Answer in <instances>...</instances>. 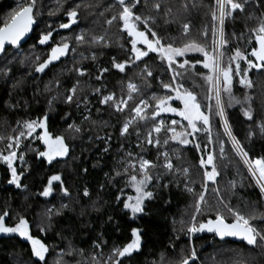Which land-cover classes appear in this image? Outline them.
Segmentation results:
<instances>
[{
    "label": "trees",
    "instance_id": "16d2710c",
    "mask_svg": "<svg viewBox=\"0 0 264 264\" xmlns=\"http://www.w3.org/2000/svg\"><path fill=\"white\" fill-rule=\"evenodd\" d=\"M26 2L0 0V26L13 9ZM133 2L126 0V3ZM255 2L261 14L264 13V0ZM156 4H159L158 9L154 7ZM215 7L216 0H140L132 10L135 15L148 18V28L156 37L143 23L134 19L132 23L150 40L159 38L161 44L176 48L196 41L211 54L213 28H216V21L212 19ZM33 9L38 23L33 36L20 49H8L0 59V68L7 65L9 69L7 76L0 73V137L3 138L0 139V153L7 155L15 151V168L18 174L22 173V188L18 189L7 183L11 173L0 161V214L8 211L6 225L14 226L23 216L28 222L29 234L48 248L47 264H56L58 260L61 264H104L113 248L131 241L132 228L142 230L143 245L131 257L122 259V264H179L192 250L196 252V259L189 264H264V242L259 239L256 246L250 247L218 240L204 231L187 233L192 223L198 227L200 223L215 220L217 213L226 221L234 222V216L228 211L230 207L245 217L254 215L250 225L264 234V198L244 161V158L264 159V134L257 127L264 123V69H248L247 79L252 87H246L240 80L248 66L238 59L231 62V94L221 85L228 126L248 153L247 157H240L231 138L225 134L221 117L216 114L213 84L206 79L211 73L203 67V54L175 56L171 66L158 52H149L137 60L132 51L133 37L119 20L118 13L122 9L117 0H35ZM72 9L77 11L76 23L60 28V24L69 22L67 12ZM249 14L246 5L244 12L237 10L226 17L224 66H228L229 57L237 48L256 62L250 55L257 47L251 29L259 23L249 19ZM113 16L117 19L107 23ZM184 24L189 25L187 33ZM48 32H52L51 38L40 44L39 38ZM205 32L207 35L203 34ZM81 34L85 37L82 43L75 39ZM92 37L103 39L94 43ZM62 42L71 45L67 59L59 64L52 63L43 73L35 75L36 64L46 60L51 48ZM113 60L124 63L125 70L121 72L113 67ZM185 60L188 64L179 67ZM236 63L240 64V75H235ZM77 68L84 70L85 75L80 76ZM105 68L108 71L102 72ZM145 69L152 75H147ZM98 75L99 80L96 79ZM18 80L22 83L14 88ZM130 82L136 85V91H129ZM164 84H170L173 90L165 89ZM74 85L77 86L76 96L72 103H66L64 98ZM177 88L180 94L189 91L195 95L200 111L209 117L208 126L197 120L194 123L200 130L193 132L187 120L171 112H161L153 118L156 106L153 97L170 95L173 99L168 105L183 108L182 102L175 99ZM110 94L116 101H127L122 111H117L111 101L100 103ZM141 100L148 104L142 113L143 120L133 111L138 105L143 107ZM249 109L251 120L243 114ZM45 116V128H36L31 136L20 137L19 146L8 149L7 137L15 138L26 131L24 121H39ZM172 120L178 123L173 125ZM128 121H131L128 132L121 136L120 130ZM69 125L79 127L80 131L70 129ZM157 126L160 132L154 131ZM170 129L184 135L173 139ZM45 130L53 139L63 137L68 148L67 154L51 165L40 161L38 155L46 147L39 139ZM149 138L152 144L147 142ZM181 140L188 143H181ZM209 155L213 157L211 164L207 163ZM141 159L151 162L146 169L152 178L147 191H151L153 197L145 199L144 213L137 214V222H133L123 202L135 196V190L129 187V177L133 174L138 179L141 177ZM201 159L205 161L204 166L200 164ZM129 161L135 164V171L128 167L125 172ZM168 161L173 165L171 170L164 167ZM213 167L217 175L214 180H208L204 173L211 172ZM53 174L63 176L68 195L57 186L56 196L44 201L38 194ZM85 189L88 196L84 195ZM201 193L204 200L197 212ZM34 259L27 240L17 234L0 236V264H27Z\"/></svg>",
    "mask_w": 264,
    "mask_h": 264
},
{
    "label": "snow or ice",
    "instance_id": "6c2138e0",
    "mask_svg": "<svg viewBox=\"0 0 264 264\" xmlns=\"http://www.w3.org/2000/svg\"><path fill=\"white\" fill-rule=\"evenodd\" d=\"M117 3L119 4L120 8L122 9L119 13V20L123 23V29L127 31L128 35L130 37H133L131 44H132V51L135 53V58L139 60L141 57L147 56L148 51L151 52H158L162 55L164 59H166L169 62V66L174 62L173 57L175 56H182L185 52L188 51H194V52H200L204 56L203 61V67L206 69H209L211 73H214L213 75H209L206 77V79L209 82H214V87L216 90V114L221 117V120L223 122V126L225 128V134L228 135L232 142L234 149L240 154L242 157H247L248 153L243 150V148L240 146V143L236 138L232 135L231 129L228 126V122L225 116L224 106L220 95V88L221 85L223 87V90L225 92H228L231 94V83H232V75H233V69L231 67V62H235L238 59L244 60L247 64L248 68L244 69L243 71V78L240 80L241 85H244L246 87H252V82L247 79L248 76V69L256 68L257 70L264 69V13L261 14L260 22L257 27L251 29L252 35L255 37L256 45L257 47H254L251 51V56L255 57L256 62H253L252 60L248 59L247 56L241 52L240 49L235 50V54L231 57H229L230 63L228 66H224L222 63V57L224 55L223 52L219 51V46H223L227 44V40L224 38V31H223V25L225 22L226 17H231L234 12L237 10L239 12H244L246 5L251 3V0H216V7L212 11V19L213 21L219 22L220 28H219V36L218 41L214 40L213 44V51L210 54L204 45L197 43L196 41H189L186 43L182 48H176L173 47V45H163L161 44V41L159 38L154 40H149L147 36L145 35V32L139 31L136 27L135 23H132V20L139 21L144 24L145 29L147 31L151 32V35L153 37H156V33L152 32L150 28H148L147 24V17L142 18L140 15H135L133 12V8L136 7L137 4L140 3V0H134L133 3H126V0H117ZM35 6V0H27L26 3L20 4L17 6V8L13 9L12 12L9 14V16L5 19V22L3 26H0V53H6L5 45H11L13 47H16L19 45L21 39L25 36L26 33H28L31 30V26L34 23L33 18V8ZM79 7V6H77ZM155 8H159V4L154 5ZM217 13L219 15H217ZM67 16L69 18L68 23H62L60 24V28H68L70 24L76 23V17H77V11L75 9L69 10L67 12ZM249 19H252L251 14L248 16ZM117 17L113 16L111 20L107 21V23L111 24L113 20H116ZM184 32L187 33L189 29L188 24L183 25ZM204 35H207V33H203ZM217 29L213 28V35L216 36ZM52 36V32H48L44 35H42L39 38L40 44H45L49 41V39ZM77 42H84L85 37L83 34L77 35L75 37ZM103 37H92V41L95 43L99 40H102ZM137 42H140L144 45H146L148 51H141L137 49ZM69 49V44L66 42H62L61 44L52 47L51 53L48 56L46 60H44L41 63L36 64L35 66V72L36 73H43L48 66L53 63L54 61H57L60 59V57L64 56ZM37 60H39V57H37ZM8 63H11V61H8ZM21 64L24 63L23 60L20 61ZM186 64H188V61L185 60L182 64L179 65V67L183 68ZM113 67L118 69L119 71L123 72L125 70V64L124 63H118L115 60H113ZM171 70V68H170ZM108 69H103L102 72H106ZM147 72V75L151 76V71L145 69ZM9 72V69L7 68V65L0 68V73H2L4 76H7ZM76 72L83 76L85 75V71L82 69L77 68ZM241 69L240 64L236 63L235 67V75H240ZM101 77L98 75L96 79H100ZM22 83V81H17L16 84L13 85V87L19 86V84ZM47 87V86H46ZM163 87L168 90H173L170 84H164ZM182 87V86H178ZM178 88L176 89L177 95L175 99H179L182 104V109H177L175 107H171L168 105V101L173 99L172 96H164L160 98L153 97L154 100H156V106L155 110L152 112L153 118L158 116L161 112H171L175 113L176 115L180 116L182 119L187 120L188 126L192 129L193 132H196L200 129L196 127L195 121L199 120L202 121V123L205 126L209 125V117L207 115H204L200 111V104L197 102L196 97L193 93L189 91H185L183 94H180L178 91ZM128 89L130 92L136 91V85L133 83L128 84ZM69 94L64 98L66 103H72L74 100V97L77 93V86H73L71 89L68 90ZM98 92L99 89H96ZM129 99H131V96H129ZM111 101L117 111H122V105H126L127 101H116L114 99L113 95H106L103 97V99L100 101L101 104L107 103ZM238 102V101H237ZM51 104V101L49 102ZM87 103V98H85V104ZM140 105H143V108L139 105L136 106L133 111L136 113V116L139 117V119L143 120L145 119V115L142 113L144 112V109L148 107V104L141 100ZM244 116L247 117L249 120H251L252 112L251 110L244 111ZM85 119H88V117H85ZM47 120V116H45L43 119L39 121H24L23 128L26 131H21L19 133V136L13 138L12 136L7 137L9 143L7 144L8 149H12L15 145L16 147L19 146L20 143V137H23L25 135L31 136L33 132H35L36 128H45V121ZM19 123V122H18ZM163 124V121L160 122ZM171 123L173 125L177 124L178 122L176 120H172ZM131 124V121H128L124 123L120 130L121 136L125 135L128 132L129 125ZM257 127H259L262 134H264V123L258 124ZM70 129H74V131L79 132L80 128L75 127L73 125H69ZM154 131L160 132L161 128L159 126L154 128ZM170 131H173V139H176L177 136L184 135V133H175V129H170ZM249 137L253 135V133L250 131L248 133ZM99 139V137H97ZM0 139H3L0 137ZM39 139H41L47 146L48 150L39 152L38 155L41 157H44L49 164L52 163V161L56 157H63L67 154L68 148L64 143V139L61 136L55 137L53 140L48 132L45 130L43 134L39 136ZM209 139L211 140V137L209 135ZM149 144H152L153 141L149 138L147 140ZM167 142V141H165ZM181 143H188L187 140H181ZM156 143L158 144L159 141L157 140ZM197 149H199V145L196 146ZM107 151V148L104 149ZM221 151H223V147H221ZM129 156H131V153H128ZM165 157H167V154H164ZM17 158V153L15 151H9L7 155H4L0 153V161H3L6 165L8 170L11 173V178L8 179L7 183L10 185H15L16 188L20 189L22 188V185L20 183L21 175L22 173H17L16 168L13 167V160ZM20 160H23V156L19 157ZM213 160L212 155L208 156L207 163L211 164ZM150 161L141 159L140 160V172L141 177L138 179L136 175H131L129 177L130 182L136 192L135 197L129 196L127 200L123 202V208L131 213L132 217H135L137 214L144 213V201L145 199H151L153 197V193L151 191H146V186L148 182L152 179L151 176L147 173L146 169L148 166H150ZM245 163L248 165L249 172L252 173L253 177L256 178V182L260 188V192L262 195H264V183L261 181H264V159H256V160H248L245 159ZM201 166H204L205 161L201 159L200 161ZM128 167H131L133 171H135V164H133L131 161L128 162L127 166L125 167V172H127ZM165 168L171 170L173 165L170 161L165 163ZM85 171H87L85 169ZM185 172H187V169H184ZM257 173L259 175L257 176ZM117 175H120L119 172H117ZM206 179L208 180H214L215 176L217 175L215 167L212 168L211 172H205L204 173ZM53 181H61L60 175H52L48 178L47 185L44 187L43 191L40 193L42 196H49L51 191V185ZM167 187V185H165ZM191 191V189H188ZM61 191L64 192L65 195H68L67 189L63 187V183L61 182ZM84 195L88 196V190H84ZM120 197H117V200H119ZM204 200L203 193L200 194L199 200L197 201L196 205V211H200V202ZM63 207H67V205H64ZM227 207V206H226ZM228 211L232 213L234 216V222L232 223H226L225 219L217 213L215 220H208L207 223H200L197 227L195 223H192L190 226L187 227V233L193 234L196 232L201 231H208V232H214L217 236L223 238L225 236H234L242 238L244 241L247 242L248 245L256 246L259 242H264V234H261L256 230L255 227L251 226L249 221L250 219H254L255 216L251 215L249 217H245L244 215L240 214L238 211L228 208ZM49 214L51 213V210H48ZM9 213L7 210H4L2 214H0V234H17L21 238L27 240L31 245V256L34 257V260H30L27 262V264H47L46 260V253L48 252V248L44 243H42L39 239L34 238L29 234L28 229V222L24 219L23 216H21L17 223H15L14 226H7L5 217H8ZM112 218L109 217V220ZM192 220L195 221V216L192 217ZM41 231H45L44 228H41ZM141 229L138 228H132L131 229V241L126 243L123 247H116L112 250V255L109 256L107 261H104V264H109V261L111 264H122L121 259L125 256L131 257L133 252L139 251L141 247ZM96 247H99V245H96ZM71 255V252L68 253ZM115 257V259H113ZM95 259V257H93ZM196 259V252L195 250H192L190 254L187 257L182 258L179 261V264H189V261H195ZM56 264H61V261H57Z\"/></svg>",
    "mask_w": 264,
    "mask_h": 264
},
{
    "label": "water",
    "instance_id": "95a60500",
    "mask_svg": "<svg viewBox=\"0 0 264 264\" xmlns=\"http://www.w3.org/2000/svg\"><path fill=\"white\" fill-rule=\"evenodd\" d=\"M33 18H34V9H33ZM37 25H38V23H37V21H36V19L34 18V23L32 24V26H31V30L28 32V33H26L25 34V36L21 39V41H20V43H19V45L18 46H16V47H13V46H11V45H5V49H6V52H7V50L8 49H10V48H12V49H14V50H18V49H20L22 46H24L29 40H30V38L33 36V34H34V32H35V30H36V28H37ZM70 51H71V45H69V49H68V51H67V53L64 55V56H62V57H60V59L59 60H57V61H54L53 62V64H59V63H61L62 61H64L65 59H67V57L69 56V54H70ZM5 55V53H0V59L3 57ZM52 64V63H51ZM37 74H39V73H36L35 72V75H37ZM44 145L45 146H47L45 143H44ZM48 150V147H47V149H46V151ZM44 158V157H43ZM59 158V157H58ZM45 159V158H44ZM56 160V158L52 161V163L54 162ZM51 163V164H52ZM49 164V163H48ZM51 164H49V165H51ZM246 166H247V168H248V165L246 164ZM53 175H60V177H61V181H53V183H52V185H51V191H50V194H49V196H47V197H45V196H42V195H40V193L38 194V197L39 198H41L42 200H44V201H51L55 196H56V190H55V188L57 187V186H61V182L63 183V176L61 175V174H53ZM252 175V174H251ZM63 187H64V185H63ZM225 222L226 223H232V222H228V221H226L225 220ZM139 229V228H138ZM205 233H211V234H213L214 236H215V238L216 239H218V240H230V241H232V242H236V243H244L245 245H247V246H252V245H248L247 244V242L246 241H244L242 238H239V237H234V236H225V237H223V238H221V237H219V236H217L214 232H208V231H204ZM143 245V241H142V239H141V246ZM141 248V247H140ZM136 252H138V251H136ZM135 252H133V254H134ZM127 256H125V257H123V258H120L121 260L122 259H124V258H126Z\"/></svg>",
    "mask_w": 264,
    "mask_h": 264
},
{
    "label": "rangeland",
    "instance_id": "374dc122",
    "mask_svg": "<svg viewBox=\"0 0 264 264\" xmlns=\"http://www.w3.org/2000/svg\"><path fill=\"white\" fill-rule=\"evenodd\" d=\"M248 8H249V12H250V14H251V16H252V20L254 21V22H257V23H259L260 22V18H261V11L259 10V7H258V5H257V3L255 2V0H251V3L250 4H248ZM217 15H219L218 13H217ZM225 21H226V19H225ZM224 27H225V22H224V25H223V31H224ZM219 28H220V25H219V22H218V20L216 21V29H217V34H216V36L214 37V40H217L218 41V36H219ZM146 35V34H145ZM147 36V35H146ZM147 38L150 40V38L147 36ZM137 49H139V50H141V51H148V49H147V47H146V45H144V44H142V43H140V42H137ZM218 46V48H219V51L220 52H223L224 53V45L223 46H219V45H217ZM149 52H151V51H148V53ZM188 54H202V53H200V52H194V51H188V52H185L184 53V55H188ZM184 55H182V56H184ZM134 56H135V53H134ZM142 58V57H141ZM222 63H223V57H222ZM211 73V72H210ZM211 75H213L214 76V73H211ZM212 84H213V93H214V96H216V90H215V87H214V82H212ZM220 95L222 96V88H220ZM222 99V98H221ZM122 107H125V105H122ZM140 107H142V106H140ZM143 108V107H142ZM225 129V128H224ZM237 152V151H236ZM237 154H238V152H237ZM238 155H240V154H238ZM240 157H242L241 155H240ZM244 161H245V158H244ZM15 165H16V159H14L13 160V167H15ZM251 174V173H250ZM252 176V175H251ZM253 177V176H252ZM254 179V178H253ZM15 186V185H14ZM148 186V185H147ZM147 186H146V191H147ZM129 187H131V188H133V186H132V184L130 183V186ZM134 189V188H133ZM135 196H136V192H135V194H134ZM135 196H133V197H135ZM2 235H9V234H0V236H2Z\"/></svg>",
    "mask_w": 264,
    "mask_h": 264
},
{
    "label": "flooded vegetation",
    "instance_id": "af4514ba",
    "mask_svg": "<svg viewBox=\"0 0 264 264\" xmlns=\"http://www.w3.org/2000/svg\"><path fill=\"white\" fill-rule=\"evenodd\" d=\"M52 139H53V138H52ZM53 140H54V139H53ZM47 147H48V146H46L45 149H44L43 151H46ZM43 151H42V152H43ZM40 158H41V159H40ZM40 158H39L40 161L43 160V161H46V162H47V160L44 159L43 157L40 156ZM57 158H58V157H56V159H57ZM51 176H52V175H51ZM55 190H56V188H55ZM42 191H43V190H42ZM56 192H57V190H56ZM127 212H128V211H127ZM128 217H129V219H130L131 221H133V222H137V219H138L137 216L132 217L130 212H128Z\"/></svg>",
    "mask_w": 264,
    "mask_h": 264
},
{
    "label": "built area",
    "instance_id": "2783aa9c",
    "mask_svg": "<svg viewBox=\"0 0 264 264\" xmlns=\"http://www.w3.org/2000/svg\"><path fill=\"white\" fill-rule=\"evenodd\" d=\"M252 174V173H251ZM259 175V173H257V176ZM253 176V175H252ZM254 178V177H253ZM254 181L256 182V178H254ZM262 183H264V181H261ZM256 184H257V182H256ZM257 186H258V184H257ZM258 188H259V186H258ZM259 190H260V188H259ZM263 196V198H264V195H262Z\"/></svg>",
    "mask_w": 264,
    "mask_h": 264
}]
</instances>
